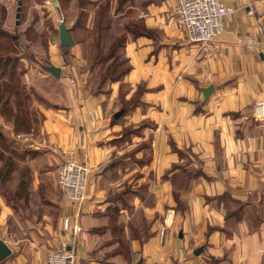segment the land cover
Wrapping results in <instances>:
<instances>
[{
    "label": "crops",
    "instance_id": "1",
    "mask_svg": "<svg viewBox=\"0 0 264 264\" xmlns=\"http://www.w3.org/2000/svg\"><path fill=\"white\" fill-rule=\"evenodd\" d=\"M220 1L234 7L235 12L223 20V32L213 42L212 49L188 41L176 28L175 0L130 3L129 8L138 12L137 19L142 18L155 34L131 39L124 47L131 65L123 79L128 87L125 98L129 99L140 84L144 90L140 98L143 104L121 120L112 123L104 117L98 104L102 101L98 96L104 94L93 95L79 84L60 90V98L53 102L56 110L44 111V129L51 140L56 139V130L64 128L66 140H74L75 146L81 137L80 129L86 132L95 125V130L101 127L95 134H104L106 138L99 142L100 146L95 144L100 156L93 153L91 159L87 156L92 166L103 164L111 156L107 143L116 137L115 132L128 124L149 122L147 134L144 131L139 138L148 139L152 157L140 169L145 171V176L152 174L148 183L155 201L153 211L157 218L152 228L156 233L143 243L132 241L131 264L139 261L141 264H210L211 258L221 257L225 259L220 264H264V215L252 227L247 213L243 221L229 224L222 208L205 201V195H216L226 189L241 199L260 192L259 201L264 186V120L253 117L255 103L264 102V42L260 33V29L264 31V0ZM246 35L258 38L259 45H239L237 38ZM54 66L60 68L62 75L63 68ZM119 83L111 85L107 106L119 92ZM209 85H213V92L205 99L203 89ZM92 135L88 133L89 140ZM170 140L177 148H191L203 160L202 169L210 177L191 181L190 189L183 192L187 209L182 213L173 209L176 203L171 183L161 178L172 163L179 161L171 151ZM84 203L77 218L80 232L83 228L79 218ZM164 204L174 215L161 241L158 229L166 209ZM253 205L257 203L247 209ZM67 212L71 214L74 209ZM209 227H227L230 233L207 231ZM79 233L75 237L64 233L67 241L61 244L69 246L76 238L77 258ZM199 248L200 252L195 254ZM190 252L195 255L189 256Z\"/></svg>",
    "mask_w": 264,
    "mask_h": 264
},
{
    "label": "rangeland",
    "instance_id": "2",
    "mask_svg": "<svg viewBox=\"0 0 264 264\" xmlns=\"http://www.w3.org/2000/svg\"><path fill=\"white\" fill-rule=\"evenodd\" d=\"M87 1L97 5L100 0ZM115 1L109 2L112 13ZM81 4L79 0H0L1 28L16 41L15 45L11 44L9 38L5 37L11 54L19 57L15 72L21 73L18 79L25 85V90H33L28 103L32 112L31 125L27 131L14 132L12 118L0 115V134L5 140L0 160V238L11 249V253L0 264H44L48 253L67 241L61 230L65 209L61 204L57 185V170L68 157H74L90 167L87 198L79 218L83 231L77 237L80 249L75 264H131L132 241L143 243L147 235L151 237L156 233L152 228V223L157 218L153 211V193L149 187L140 191L138 196L134 192L145 185L152 175L145 176V171L140 169L141 163L152 157L151 152H148V139L142 140L131 135L128 137L129 141L126 139L118 142L113 137L107 143L111 156L103 164L92 166L87 156L90 159L91 153L100 156L99 147L95 144L100 146L99 142L106 138L104 134H95L101 127L95 130V125L86 132L80 129L81 137L75 144L76 147L74 140H66L64 128L56 130V139L53 140L44 129V111L56 110L53 102L60 98V90L64 91L68 85L78 87L79 84L93 95L105 93L98 96L102 97L98 104L102 107V115L108 117L110 122L113 114L125 105L124 94L128 87L122 82L120 91L111 105L107 106L106 98L113 88L111 85L117 82H107L101 86V74L106 66L92 65L96 43L92 39L89 17H92L93 10L86 8L87 21L83 20V11L79 7H84V3ZM129 5L119 15L113 16L117 28H121L122 23L127 20L137 19V10L129 8ZM18 7L20 10L16 17ZM77 18L83 21L79 28L71 32L69 28ZM60 21L65 22L69 29L68 33L73 41L71 46L60 45ZM118 36H121L119 48L108 59L107 65L114 59L125 58V50L121 46L125 34L117 32L116 37ZM44 65L61 66L62 79L43 70ZM122 68L112 67L113 73L116 74ZM141 88L143 89L139 85V91ZM59 101L62 102V99ZM122 118L123 115L119 120ZM122 129L115 132L114 136L120 134ZM142 131H145V135L148 132L146 128ZM88 133L94 134L90 136V140ZM126 157L129 158L122 160L121 164L115 163ZM110 162L116 165L108 168ZM262 189L259 201L257 199L260 192L248 195V200L257 203L246 209L250 227L259 224L264 215V186ZM117 197L122 200H116ZM181 198L184 199L183 193ZM164 207L166 212L169 207L167 204ZM163 218L164 215L161 223ZM193 255V252L189 253V256Z\"/></svg>",
    "mask_w": 264,
    "mask_h": 264
},
{
    "label": "trees",
    "instance_id": "3",
    "mask_svg": "<svg viewBox=\"0 0 264 264\" xmlns=\"http://www.w3.org/2000/svg\"><path fill=\"white\" fill-rule=\"evenodd\" d=\"M92 1V0H90ZM110 0H100L99 4H93L91 2H88L87 0H79V4L84 3V7L82 8L83 11V20L87 21L88 16V10L86 8H90L93 11L92 17H91V28L92 30L91 34L93 41L96 43L94 45L95 47V56L92 62V65L94 66H106L104 69V72L101 74L103 83L101 86L109 83H119V91L121 88V84L123 82V79L128 74V72L131 69V65L129 64L128 58L125 56L122 60L117 59H111L113 60L110 64L107 65L108 59L115 54L117 51L118 42H120V37H116L117 32H121L125 36L122 37L124 41L122 42L123 49L128 41L131 39H135L140 36H147L151 37L154 36L155 30H151L147 28L143 22L142 18L136 19V20H127L122 23L121 28H117L113 16L119 15L120 12L124 10V8L127 6V4H130L133 2V0H116V6L113 10V13L111 12V6L109 4ZM59 4V2H57ZM87 4V5H86ZM86 6V7H85ZM82 16V14H81ZM82 18V17H81ZM80 18H77L74 25L69 28L71 32L75 31L77 28L80 27L81 22L83 21ZM65 23V22H64ZM68 29V28H67ZM68 29V30H69ZM5 37L9 38L10 43L14 44L16 43L15 40L11 39V36L9 37V34H7L0 25V115H5L7 117L12 118L13 122V130L14 132L19 131H27L29 129V126L31 125V115L32 112L29 108V100L30 95L32 92H27L25 90V85L19 81V74L15 72V68L17 67L18 63V56H13L10 51V46L6 41ZM5 39V40H4ZM44 66H50V65H44ZM44 66H42V69H44ZM101 66V67H102ZM115 66H122L123 68L118 71L116 74L113 73L112 67ZM46 71V70H45ZM141 86V84H140ZM142 87V86H141ZM139 86L133 93V95L129 98H125L124 94V103L121 108L123 109V113L121 115L125 116L130 111L135 109L136 107H139L143 104L141 102V95L143 94L144 88L139 91ZM100 92V91H99ZM111 92H109L110 94ZM102 94L97 93L95 95ZM105 94V93H103ZM36 96V95H35ZM120 108V110H122ZM114 115V114H113ZM120 116L115 118L113 116L112 123H116ZM131 124L123 126L124 128L121 130V133L118 134L114 139L116 141H126L129 136L135 135L137 137H141L143 133V129L149 126V122L146 120L141 121L138 125L130 126ZM154 127V125L152 124ZM113 139V140H114ZM5 140L3 136L0 134V160H2V145H4ZM171 145V151L177 154L178 160L181 162H175L172 163L169 170H167L161 178L169 180L172 186V198L174 202L176 203L174 209L178 210L179 212H184L187 209V203L185 199H182V193L190 189V183L193 180H198L200 178L204 179H210V177L203 171V160L197 157L196 154H193L191 152V148H177L175 146L174 142L170 140ZM11 144V143H10ZM12 145V144H11ZM145 148V147H144ZM143 150V149H141ZM129 157L126 158H120L115 162L116 164H121L122 160H126ZM150 158L145 163H141V167L149 162ZM116 164H111V162L108 164L109 167H113ZM149 187V183L147 182L145 185H141L140 188L136 192V195H140V191L145 190ZM129 189V188H128ZM121 197V196H118ZM116 198V200H122L121 198ZM205 201L208 203H212L217 208H222L224 210V218L226 222H229V224H236L241 221H243L246 213V209L249 205H252V202L248 199H241L237 198L229 189L224 190L223 192L216 194V195H205ZM261 203V202H259ZM211 229H217L220 231L225 232L226 234H229L230 231L227 227H209L207 231H211ZM150 235H147L144 239H149ZM145 240V241H146ZM123 241V240H122ZM143 241V242H145ZM126 243L125 241H123ZM142 243V242H141ZM120 254V252H118ZM225 257L221 258H211L210 264H220L223 262Z\"/></svg>",
    "mask_w": 264,
    "mask_h": 264
},
{
    "label": "built area",
    "instance_id": "4",
    "mask_svg": "<svg viewBox=\"0 0 264 264\" xmlns=\"http://www.w3.org/2000/svg\"><path fill=\"white\" fill-rule=\"evenodd\" d=\"M174 24L183 32L187 40L206 49L213 48V42L223 32V20L235 12V8L223 4L220 0H175L173 7ZM264 42V31L260 29ZM239 45L257 46L258 38L246 35L237 38ZM96 115V114H95ZM253 117L264 120V102L258 101L253 108ZM90 167L74 157H68L57 170V185L60 190L61 204L65 210L73 208V213H65L61 219V230L77 236L81 228L77 218L86 200ZM174 212L167 209L158 229L159 240L163 241L167 229L171 226ZM69 247V249H67ZM76 238L69 246L62 245L51 250L44 264H75L77 258Z\"/></svg>",
    "mask_w": 264,
    "mask_h": 264
},
{
    "label": "water",
    "instance_id": "5",
    "mask_svg": "<svg viewBox=\"0 0 264 264\" xmlns=\"http://www.w3.org/2000/svg\"><path fill=\"white\" fill-rule=\"evenodd\" d=\"M57 5V3H55ZM20 8H17V14L16 17L19 15ZM18 23V21H16ZM58 35H59V41L60 45L62 47H68L73 44V41L68 33V29L65 26V23L63 21H60L58 25ZM44 69L48 71L51 75H53L56 78L60 77V68L56 67L54 65L50 66H44ZM213 92V85H209L206 88L203 89V96L205 99L209 97V95ZM123 113V110H119L116 113H114V117L117 118ZM69 249V247L67 248ZM200 248L195 250V254H198L200 252ZM11 253L10 247L0 238V261L6 258ZM137 264H141V261H139Z\"/></svg>",
    "mask_w": 264,
    "mask_h": 264
}]
</instances>
